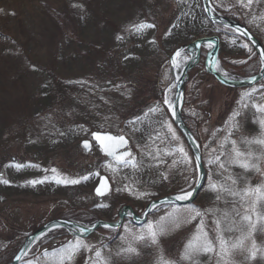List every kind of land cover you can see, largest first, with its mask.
<instances>
[{"label":"rangeland","instance_id":"1","mask_svg":"<svg viewBox=\"0 0 264 264\" xmlns=\"http://www.w3.org/2000/svg\"><path fill=\"white\" fill-rule=\"evenodd\" d=\"M73 3L83 8L72 7ZM211 3L224 15L236 12L243 17L244 25L264 46V0H253L250 8L237 0ZM141 22L155 27L142 34L129 31ZM209 24L212 23L203 12L201 0H0V177L10 181L0 183V264H10L25 237L50 220L70 219L85 225L99 219L116 221L124 205L141 214L151 200L195 185L192 167L180 162L179 153L164 155L179 143L192 156L172 120V109L162 102L165 97L173 102L175 95L171 59L182 45L218 35L222 73L249 77L257 74L261 66L246 39L233 32L224 36ZM117 36L123 40H117ZM209 49H202L199 63L189 71L181 106L184 120L202 151L206 170L203 188L192 203L202 211L231 207L216 202L207 179V161L214 155L211 149H218L227 133L226 122L239 112L235 120L240 127L232 138L257 135L259 127L253 120L259 113L253 105H264V79L252 87L233 88L204 71ZM181 53L177 59L184 64L190 55L186 50ZM79 85L87 89L81 90ZM246 92L251 96L242 101ZM157 106L162 110L149 112ZM133 120L137 121L134 126L129 123ZM168 123L180 138L178 142L171 140ZM94 131L124 135L141 167L116 165L95 143L85 153L80 143L90 139ZM157 150L163 163L147 155L149 151L155 155ZM173 160L177 161L174 165ZM108 163L117 171L106 168ZM51 169H56L62 178L88 179L76 185L58 184ZM232 170L242 172L239 168ZM102 174L110 179L112 188L99 200L94 189ZM247 179L253 185L264 181V177L251 172ZM32 180L44 182L28 183ZM125 185L132 191L123 190ZM170 212L157 207L143 225L126 218L119 229L103 227L87 237L70 234L75 236L70 240L58 237L67 234L66 229H53L29 249L20 264H56L51 254L76 239L101 248L105 256H111L113 264H154V247L139 246L141 255L136 257L116 253L126 246L121 239L127 236L126 227L142 228ZM197 222L184 223L160 237L159 247L168 258L179 257ZM205 227L214 237L212 215L205 218ZM257 238L264 240V236ZM94 260L92 252L82 249L74 264H94ZM201 264L215 261L202 257Z\"/></svg>","mask_w":264,"mask_h":264},{"label":"snow or ice","instance_id":"2","mask_svg":"<svg viewBox=\"0 0 264 264\" xmlns=\"http://www.w3.org/2000/svg\"><path fill=\"white\" fill-rule=\"evenodd\" d=\"M237 3L250 8L253 0H246V3L245 0H237ZM72 7L82 9L83 5L73 3ZM154 27V24L141 22L134 24L129 31L142 34L144 30ZM116 39L123 40V37L117 36ZM208 47L211 48L213 45L209 43ZM181 55V51L175 52L174 57L171 59L173 67H179L177 58ZM128 58V56H125V59ZM248 96H251V93H243L241 100L243 101ZM162 102L169 109L174 110L173 102L167 97ZM243 106L248 107L247 104ZM253 107L259 113L253 120V123L258 124L259 133L251 137L242 136L239 140L233 139L234 132L238 131L240 127L235 120V117L239 116L240 113L234 112L229 121L226 122L229 125L226 135L219 141L218 149H211L214 155L207 161L209 165L208 189L215 193L216 202H223L226 206L231 204V207L223 209L215 207L203 211L193 207L185 209L183 216L178 211H174L160 217L156 222H147L139 232H133L132 228L126 227L127 236H122L121 239L127 243L126 246H121L117 251V256H139L141 255L139 246L144 245L156 249L157 255L154 264H201L202 257H207L209 261H215V264H256L258 260L264 261V240H258L257 238L258 236H264V181L253 185L247 179V173L250 172L264 177V105H253ZM161 110L157 106L150 108L149 112L156 113ZM145 115L148 114L145 113ZM137 120H139V117ZM136 122V120H133L129 123L134 126ZM166 126L171 134V140L178 142L180 138L176 135L172 124L168 123ZM133 130L137 129L133 127ZM213 135L215 136V133ZM93 136L100 143L101 150L106 156L112 157L116 165L131 166L133 169L141 167V162L137 161L130 150H127L128 140L124 135L113 136L93 133ZM229 145L230 147H228ZM83 147L89 149V142L85 141ZM121 148L126 150L121 152L119 151ZM176 153L180 155V162L192 167L193 179H196L197 170L200 167V157L190 156L183 145L179 143L176 144L173 150L165 151L164 155L171 156ZM147 155L160 163L164 162L160 160L159 150L155 155L151 151L147 152ZM176 163L177 161L173 160V165ZM16 167L23 166L16 165ZM105 167L113 172L117 171V167L112 163L106 164ZM233 168H239L242 172L239 174L234 173ZM212 169H215V171L213 172ZM51 171L54 174L53 179L58 184L76 185L81 180L88 179L87 176L79 179L62 178L56 169H51ZM96 175H99V173H96ZM214 176H218L220 179H214ZM43 182L44 180H32L28 183L35 185ZM0 183L9 184L10 181L0 177ZM194 187L195 185H191L189 190L182 189L175 196V199L178 201L189 200L193 195L192 189ZM119 190L121 189H117V191ZM123 190L131 192L132 188L125 185ZM109 191L110 187L106 180H102L96 188V194L99 196H104ZM139 195L143 196L145 193ZM155 206V204L152 205V207ZM209 215H212L213 224L215 225L214 237L210 236L208 229L205 227V218ZM193 221H198L195 230L184 243L179 257L177 259L168 258L159 247L160 237L173 228L179 227L182 222L191 223ZM104 227L110 228L111 225L106 224ZM80 231H85V229H80ZM232 233H238V235H229ZM82 249L94 254V264H113L110 255L105 256L101 248L90 246L81 239H76L74 242L70 241L61 249L55 250L51 255L55 258L56 264H74L75 257ZM44 255L48 257L49 253L45 252ZM17 259H20V257H17ZM89 259L91 260L92 257ZM29 264H31V261H29ZM45 264H47V261H45Z\"/></svg>","mask_w":264,"mask_h":264},{"label":"water","instance_id":"3","mask_svg":"<svg viewBox=\"0 0 264 264\" xmlns=\"http://www.w3.org/2000/svg\"><path fill=\"white\" fill-rule=\"evenodd\" d=\"M201 1H202L203 12L208 18V20L213 25H218L223 28L232 30L233 32L239 34L241 37L246 39L253 47L258 59L261 62V66L257 74L253 76L241 77V78L227 76L221 71H219V53H220V48H221V44H220L221 40L218 35H208V36L199 37L180 47L179 51L186 50V52L189 53L190 57L183 64L181 75L178 78H175L176 89H175V95L173 99L174 110L173 109L171 110V117H172V120L175 126L177 127V129L180 131L185 141L187 142V145L191 150L192 156L200 157V161H199L200 167L197 170L198 177L195 183V187L192 189V192H193L192 197L189 200L178 201L175 199V196L177 194L166 195L164 197L151 200L145 206L141 214H136V212L130 205H124L123 207H121L118 213V219L116 221H107V220L99 219L91 225H85V224L78 223L70 219L50 220L42 224L41 226H39L38 229H36L32 233H29L25 237L23 244L21 245L17 253L14 255L10 264H20L22 259L26 256L29 249L36 242H38L43 235H45L46 233H48L49 231L53 229L64 228L67 230L69 234H73L75 236H80V237H87L93 234V232L96 231L97 229L103 228L104 225L106 224L111 225L110 228L119 229L126 218H130L134 224L140 226L146 222L148 216L157 207L167 205V204H176V205L192 204L197 199V196L200 193L201 189L203 188V185L206 179V170L204 167L202 151L200 149V146L195 140L192 132L188 128L184 120L182 111H181L182 99H183L185 84L188 78L189 71L193 69L199 63L201 59L202 49L204 47H207L208 44L211 43L213 47L209 49V51L207 52L205 56L204 71L211 74L219 83L227 87L243 88V87H252L264 79V46L261 43V41L242 22L218 12L213 7L211 0H201ZM244 33H247V34L245 35ZM93 133L110 134L113 136H119V135H115L110 132L94 131L91 133L90 139H84L80 143L81 148L83 149L85 153L90 152L93 143H95L101 150L100 143L95 140ZM85 141L89 142L90 144L89 149H85L83 147V143ZM125 150H126L125 148L119 149V151L121 152ZM127 150H130L129 140H128V145H127ZM101 153L107 159H112V157L106 156L102 150H101ZM102 180H106L107 184L110 187V191L112 188L110 179L104 174L100 175L98 179V183L94 189V194L99 200H102L104 197H106L110 193L109 191L104 196H99L96 194V188L101 184ZM153 204H155L156 206L152 207ZM80 229H85V231H80ZM17 257H20V259H17Z\"/></svg>","mask_w":264,"mask_h":264},{"label":"trees","instance_id":"4","mask_svg":"<svg viewBox=\"0 0 264 264\" xmlns=\"http://www.w3.org/2000/svg\"><path fill=\"white\" fill-rule=\"evenodd\" d=\"M225 15H227V16H229V17H232V18H234V19H237L238 21H240V22H242L243 24H244V20H243V17H241L240 15H238L236 12H232V13H228V14H225ZM210 25V24H209ZM211 26V28H212V30L213 31H217V32H221L222 34H224V36H225V34H227L228 32H230V33H228V34H232V30H229V29H226V28H223V27H221V26H218V25H210ZM233 34L234 35H238L237 33H235V32H233ZM203 71V70H202ZM201 71V72H202ZM79 87H80V89L81 90H86L87 89V87L85 86V85H79ZM185 119V118H184ZM185 122H186V120H185ZM187 124V126H188V128L190 129V131H191V127L189 126V124L188 123H186ZM193 134V133H192ZM160 207H162L164 210H167V209H169V210H171L172 212H174V211H178L179 212V214L182 216V214L184 213V210L185 209H189V208H193V207H195L196 208V205H193V204H186V205H176V204H167V205H163V206H160ZM159 207V208H160ZM171 213V212H170ZM182 225H184V223L182 222L181 224H180V226L182 227ZM131 228H132V230L134 231V232H137V231H139L141 228H139V227H136V226H131ZM59 236H67V238H69V240L70 239H72V238H74L75 236H72V235H70V234H66V233H61V234H59L58 235V237ZM140 246H144V245H140Z\"/></svg>","mask_w":264,"mask_h":264},{"label":"bare ground","instance_id":"5","mask_svg":"<svg viewBox=\"0 0 264 264\" xmlns=\"http://www.w3.org/2000/svg\"><path fill=\"white\" fill-rule=\"evenodd\" d=\"M182 67H183V64H181V63H179V67L178 68L177 67H174V75H175V78H178L181 75ZM219 71H221V70L219 69Z\"/></svg>","mask_w":264,"mask_h":264}]
</instances>
